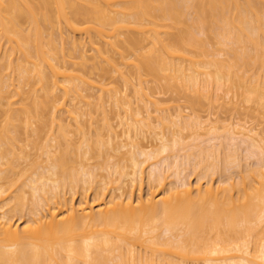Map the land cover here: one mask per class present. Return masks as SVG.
I'll use <instances>...</instances> for the list:
<instances>
[{"label": "bare ground", "instance_id": "1", "mask_svg": "<svg viewBox=\"0 0 264 264\" xmlns=\"http://www.w3.org/2000/svg\"><path fill=\"white\" fill-rule=\"evenodd\" d=\"M246 113L264 0H0V264H264Z\"/></svg>", "mask_w": 264, "mask_h": 264}, {"label": "rangeland", "instance_id": "2", "mask_svg": "<svg viewBox=\"0 0 264 264\" xmlns=\"http://www.w3.org/2000/svg\"><path fill=\"white\" fill-rule=\"evenodd\" d=\"M162 97V96H161ZM171 97V95H165V96H163L161 99H169ZM182 103V102H181ZM174 105H170V103H168V102H165V103H163L162 105H161V107L162 108H168V109H166V111L167 112H169V111H173V109H174V107H173ZM246 106H242L241 107V111L242 112H244L245 113V111H246ZM212 111H213V113H215V115H219V117H221L222 119H226V120H228V119H230V118H232L231 117V114L230 113H226V112H221V111H219L218 109H212ZM218 111V112H217ZM209 112H208V110L205 108V107H203L200 111H198V114H200V115H202V116H205V114L207 115ZM218 115H217V117H218ZM230 117V118H229ZM239 117H241V119L243 120V121H245L247 124H248V126H253V125H257V129H261L262 128V126L264 125V122H263V120L264 119H260V118H257V119H255L254 117H253V115H251V114H243V115H241V116H239ZM241 156H242V154H241ZM243 158V157H242ZM243 161V160H242ZM249 161V160H248ZM244 162V161H243ZM251 162H255L254 161V159L252 158V160H251ZM252 166H254L255 164L254 163H250ZM147 174V172H145V174L144 175H146ZM216 177H218V176H215L214 178H216ZM235 176H233V179H236V178H234ZM188 178H189V181H191L192 183H194L195 182V180H194V176L193 175H190V176H188ZM218 179V178H217ZM144 183H146V178H145V180L143 181ZM143 183V184H144ZM146 189H147V186L144 184L143 185V188H142V193H143V196H145L146 194H147V192H146Z\"/></svg>", "mask_w": 264, "mask_h": 264}]
</instances>
